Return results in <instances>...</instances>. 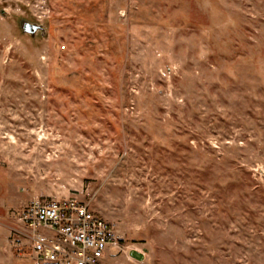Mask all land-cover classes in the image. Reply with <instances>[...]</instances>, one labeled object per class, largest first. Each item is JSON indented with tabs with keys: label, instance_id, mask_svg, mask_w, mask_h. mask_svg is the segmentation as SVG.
Instances as JSON below:
<instances>
[{
	"label": "rangeland",
	"instance_id": "1",
	"mask_svg": "<svg viewBox=\"0 0 264 264\" xmlns=\"http://www.w3.org/2000/svg\"><path fill=\"white\" fill-rule=\"evenodd\" d=\"M71 197L112 264H264V0H0V264Z\"/></svg>",
	"mask_w": 264,
	"mask_h": 264
},
{
	"label": "built area",
	"instance_id": "2",
	"mask_svg": "<svg viewBox=\"0 0 264 264\" xmlns=\"http://www.w3.org/2000/svg\"><path fill=\"white\" fill-rule=\"evenodd\" d=\"M35 264H112L114 225L76 197L33 202L19 216Z\"/></svg>",
	"mask_w": 264,
	"mask_h": 264
},
{
	"label": "water",
	"instance_id": "3",
	"mask_svg": "<svg viewBox=\"0 0 264 264\" xmlns=\"http://www.w3.org/2000/svg\"><path fill=\"white\" fill-rule=\"evenodd\" d=\"M41 29V26L37 25V24H31V23H24L23 24V30L26 33L35 35L37 33L38 30Z\"/></svg>",
	"mask_w": 264,
	"mask_h": 264
}]
</instances>
